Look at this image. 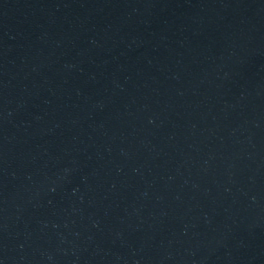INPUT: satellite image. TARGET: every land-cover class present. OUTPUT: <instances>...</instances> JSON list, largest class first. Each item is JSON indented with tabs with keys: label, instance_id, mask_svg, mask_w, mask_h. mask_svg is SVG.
Listing matches in <instances>:
<instances>
[{
	"label": "water",
	"instance_id": "95a60500",
	"mask_svg": "<svg viewBox=\"0 0 264 264\" xmlns=\"http://www.w3.org/2000/svg\"><path fill=\"white\" fill-rule=\"evenodd\" d=\"M0 264H264V0H0Z\"/></svg>",
	"mask_w": 264,
	"mask_h": 264
}]
</instances>
